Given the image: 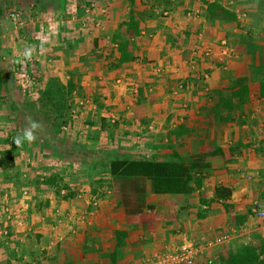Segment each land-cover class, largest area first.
Here are the masks:
<instances>
[{
	"label": "crops",
	"instance_id": "obj_1",
	"mask_svg": "<svg viewBox=\"0 0 264 264\" xmlns=\"http://www.w3.org/2000/svg\"><path fill=\"white\" fill-rule=\"evenodd\" d=\"M87 1L45 0L26 24L32 57L46 67L42 86L57 78L76 86L75 113L57 137L16 146L19 90L6 81L18 55H0V162H11L0 165V264H158L156 255L180 246L193 249L192 264H223L241 246L258 245L262 4L217 0L236 14L226 22L209 19L201 0H90L86 12ZM132 14L136 35L127 33ZM122 38L131 60L113 67ZM243 84V101L233 99L230 119L220 121L214 106ZM215 148L223 157L207 159L201 187L187 194L154 193L145 177L111 175L105 166L187 160ZM220 186L227 198L215 196Z\"/></svg>",
	"mask_w": 264,
	"mask_h": 264
},
{
	"label": "rangeland",
	"instance_id": "obj_2",
	"mask_svg": "<svg viewBox=\"0 0 264 264\" xmlns=\"http://www.w3.org/2000/svg\"><path fill=\"white\" fill-rule=\"evenodd\" d=\"M237 1L244 2L245 0ZM44 2L45 0H0V55L10 54L8 48L9 50L15 48L18 55V59L14 60L13 65L10 67L12 79L6 81L9 86H14L19 90L18 94L13 95L16 99H13L14 103L16 102L13 105L16 108L15 114L19 124L11 135L13 139L17 136L23 137L24 130L30 127L29 118L31 121H36L42 125L41 128L35 130L36 137L46 136L49 140L57 137L58 134L63 133V120H67L74 103L73 93L67 92L68 83L63 84L57 78L48 80L47 84L42 86L40 78L46 67L43 68L41 63L33 57L28 59L24 56L25 50L31 48V38L33 37L31 32H27L29 29L26 28L28 26L26 24H31L30 19L35 14L33 10L42 9L41 6ZM164 2H167V0H164ZM258 3L259 5L262 4L261 7L264 8V0H258ZM77 5L79 4L77 3ZM12 13L16 15V19L12 18ZM5 42L8 44H5ZM16 44L18 47H16ZM11 45H14V47H11ZM31 77L36 80V85L31 86ZM23 87L26 88V91H23ZM31 87L35 90L32 93ZM5 101L10 103V100ZM22 143L25 147L29 144H26L23 139ZM20 147L24 151L23 144ZM26 165L29 168L31 163Z\"/></svg>",
	"mask_w": 264,
	"mask_h": 264
},
{
	"label": "trees",
	"instance_id": "obj_3",
	"mask_svg": "<svg viewBox=\"0 0 264 264\" xmlns=\"http://www.w3.org/2000/svg\"><path fill=\"white\" fill-rule=\"evenodd\" d=\"M132 1V0H131ZM206 6V12L209 19H217L226 22H237V17L234 11L227 9L218 1L201 0ZM139 21L132 14L129 21L126 23L128 35H136L138 33ZM119 38L116 35L114 39ZM128 40L122 38L118 44L119 59L113 67L120 65L126 61L131 60L128 53ZM74 83L68 81L67 92L72 93L75 89ZM248 92V87L243 84L235 91L231 92L228 97L221 96L219 102L214 106L213 113L218 116L222 122L230 119L232 110L234 109L233 99L240 102ZM64 124L68 123L63 120ZM222 156V150L215 148L210 152L197 153L189 156L187 160H182L175 156L169 161H151V160H122L113 159L106 162L105 166L109 169L111 175H134L141 176L148 179L151 183V189L154 193H169V194H187L193 191V188H200L203 176L201 172L210 168L211 164L207 160L212 156ZM8 163V164H7ZM0 165L9 166V160H3ZM54 182L55 179H49ZM193 183V185L191 184ZM230 192L225 187H217L215 189V196L217 198H227ZM264 255V238L260 240L259 244L243 245L235 252L229 253L222 258L223 264H264L261 258Z\"/></svg>",
	"mask_w": 264,
	"mask_h": 264
},
{
	"label": "built area",
	"instance_id": "obj_4",
	"mask_svg": "<svg viewBox=\"0 0 264 264\" xmlns=\"http://www.w3.org/2000/svg\"><path fill=\"white\" fill-rule=\"evenodd\" d=\"M88 8L86 12H89L94 6V4L88 0ZM13 19H16L14 13L11 14ZM36 85V80L31 77V86ZM23 91H26V88L23 87ZM35 90L31 87V93ZM75 112L71 111L69 115H73ZM70 120V119H69ZM71 121L68 122L70 124ZM66 129V126L63 127ZM253 213L260 219L264 220V199L257 200L253 205ZM194 259V251L190 247L180 246L175 248L173 251L167 253L156 255L155 260L158 264H192Z\"/></svg>",
	"mask_w": 264,
	"mask_h": 264
},
{
	"label": "clouds",
	"instance_id": "obj_5",
	"mask_svg": "<svg viewBox=\"0 0 264 264\" xmlns=\"http://www.w3.org/2000/svg\"><path fill=\"white\" fill-rule=\"evenodd\" d=\"M24 56L28 59H31L32 57V49L28 48L25 50L24 52ZM29 122H30V127H27L24 130L23 133V140H26L28 143H32L36 140V136H35V130L39 129L42 127L41 124H39L36 121H31V119L29 118ZM14 143L16 144L17 147H20L22 145V138L17 136L14 138Z\"/></svg>",
	"mask_w": 264,
	"mask_h": 264
}]
</instances>
